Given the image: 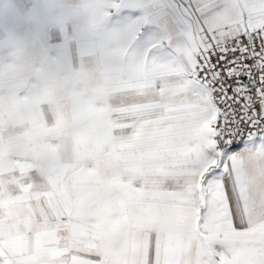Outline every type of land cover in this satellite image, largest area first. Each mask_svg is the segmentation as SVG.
Returning <instances> with one entry per match:
<instances>
[{
	"label": "snow or ice",
	"instance_id": "6c2138e0",
	"mask_svg": "<svg viewBox=\"0 0 264 264\" xmlns=\"http://www.w3.org/2000/svg\"><path fill=\"white\" fill-rule=\"evenodd\" d=\"M77 16L0 87V264H264V0Z\"/></svg>",
	"mask_w": 264,
	"mask_h": 264
},
{
	"label": "crops",
	"instance_id": "0c3cea01",
	"mask_svg": "<svg viewBox=\"0 0 264 264\" xmlns=\"http://www.w3.org/2000/svg\"><path fill=\"white\" fill-rule=\"evenodd\" d=\"M22 7L23 9H20ZM64 8V10H59ZM67 9L78 8L73 0H21L19 6L15 7L17 12H34L26 16L25 20L19 23L18 26H13L14 36L18 45L29 44L30 38H35L38 35V24L34 23L35 17H38L44 22L46 41V50L49 52H66L70 63H75L78 59L79 39L77 35V20L73 18L72 13H68ZM2 8L0 7V11ZM25 11V12H24ZM41 11V12H40ZM41 17H39V14ZM38 14V15H37ZM49 37L51 39H49ZM36 41V40H35ZM40 59L41 57H36ZM47 108V105H45ZM51 118V113H48Z\"/></svg>",
	"mask_w": 264,
	"mask_h": 264
},
{
	"label": "rangeland",
	"instance_id": "374dc122",
	"mask_svg": "<svg viewBox=\"0 0 264 264\" xmlns=\"http://www.w3.org/2000/svg\"><path fill=\"white\" fill-rule=\"evenodd\" d=\"M19 3H21V0H0V7L2 8L1 9L2 11H0V51L6 48H10L13 45H18L14 36L13 26H18L20 22L25 20L27 15L34 13L28 11L26 13L17 12L15 10V7L19 6ZM73 3L79 6L80 0L79 2L73 0ZM20 9L23 8L20 7ZM77 9L78 8H72V9L66 8L68 13L70 12L72 13V16L73 18H75V20L78 19ZM59 10L65 11L64 8H59ZM23 14L26 16L23 17ZM39 17H41V14H39ZM33 21L34 23L38 24L37 29L34 28V31H37L38 35H36L35 38H30V42H27L29 44H25V45H29L34 49L36 57H42L44 51L46 50V41H47L44 38V36L46 37L45 25L44 22L38 17H35ZM73 35L75 36L77 35L78 39H80L78 31L77 34H73ZM49 39L51 38L49 37Z\"/></svg>",
	"mask_w": 264,
	"mask_h": 264
},
{
	"label": "clouds",
	"instance_id": "9594fccd",
	"mask_svg": "<svg viewBox=\"0 0 264 264\" xmlns=\"http://www.w3.org/2000/svg\"><path fill=\"white\" fill-rule=\"evenodd\" d=\"M76 2H79V0H76ZM36 60L34 49L29 45H17L0 51V63H3L6 69L11 68L0 87L6 90L10 83L26 84L33 77L28 61L35 62ZM9 61H11V64L8 63ZM90 83L94 86L98 81L93 78Z\"/></svg>",
	"mask_w": 264,
	"mask_h": 264
},
{
	"label": "built area",
	"instance_id": "2783aa9c",
	"mask_svg": "<svg viewBox=\"0 0 264 264\" xmlns=\"http://www.w3.org/2000/svg\"><path fill=\"white\" fill-rule=\"evenodd\" d=\"M257 44H259V41H257Z\"/></svg>",
	"mask_w": 264,
	"mask_h": 264
}]
</instances>
